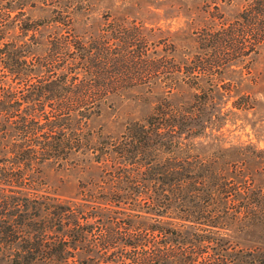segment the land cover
Returning a JSON list of instances; mask_svg holds the SVG:
<instances>
[{"label": "trees", "instance_id": "obj_1", "mask_svg": "<svg viewBox=\"0 0 264 264\" xmlns=\"http://www.w3.org/2000/svg\"><path fill=\"white\" fill-rule=\"evenodd\" d=\"M90 1L0 0V264H264L263 248L237 244L242 233H264V189L236 159L240 149L221 146L226 113H215L214 93L231 91L222 80L210 78L188 105L161 99L118 138L90 128L117 86L109 62L134 85L166 69L170 89L188 85L181 71L210 75L235 57L253 60L264 44V0H205L217 13L237 3L241 24L206 27L207 55L190 65L138 68L128 65L141 51L111 58L106 38L74 35ZM37 7L45 23L27 15ZM43 28L57 30L50 43L40 42ZM119 30L113 39L126 52L133 33Z\"/></svg>", "mask_w": 264, "mask_h": 264}, {"label": "rangeland", "instance_id": "obj_2", "mask_svg": "<svg viewBox=\"0 0 264 264\" xmlns=\"http://www.w3.org/2000/svg\"><path fill=\"white\" fill-rule=\"evenodd\" d=\"M213 9L214 6L208 5L205 0H91L87 14L80 16L75 24L74 35L78 37L86 34L92 43L106 38V48L111 53V58L117 55L121 57L123 54L126 57L132 54L136 56V53L141 51L144 57L132 59L128 65L130 68H138L143 62L152 65L160 59L163 62L173 60L187 66L196 56L203 58L207 55L203 43L199 41V36L208 33L206 27L217 30L219 27H236L241 24V21L236 19L239 9L237 3L220 5V13ZM4 15L0 10V19ZM27 15L31 20L43 23L48 19L46 12L38 7L27 12ZM119 26L125 28L126 32L133 33L129 44L131 47L126 52H123V46L113 39L112 31L115 28L119 30ZM56 31L43 28L40 31V42L50 43L54 40L53 33ZM10 36L13 39L17 34L14 35L13 32V36ZM250 40L252 39L248 36L246 41ZM127 52L131 53L127 55ZM233 60L223 71L215 68L216 74L210 72V75H202L201 71H195L188 78L185 70L181 71L185 76L179 72V76L184 77L183 80L188 85L180 82L181 79L173 73L179 80L173 88L167 85L170 89H166L162 84L170 83L167 79L171 76L166 69L158 72H154L156 70H152L153 68L149 69L142 73L138 85H134L129 83L128 78L131 77L128 73L112 74L117 68L114 69L109 62L106 66L111 72L108 77L117 86L111 90L105 106L97 115L91 117L90 128L112 139L118 138L128 122L142 120L148 116L161 99L168 98L171 103L181 102L188 105L194 95H201L207 90L205 82L217 77L223 81L220 86L224 85L231 90L227 92L225 89H219L214 93L215 113H226L219 133L221 146L239 148L236 159L244 158L248 161V166L254 170L256 185H261L264 189V44L253 60L248 54ZM130 71L136 72V69ZM3 80L12 86L17 83L12 77ZM121 84L123 86L120 87ZM233 104L237 109L232 108ZM201 150L203 153L211 151L209 140L205 139ZM47 172L53 173L51 169ZM237 240L238 246L264 249V233H242Z\"/></svg>", "mask_w": 264, "mask_h": 264}]
</instances>
